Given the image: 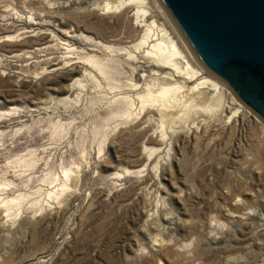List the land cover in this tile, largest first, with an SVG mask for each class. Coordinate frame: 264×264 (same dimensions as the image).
<instances>
[{"label":"rangeland","instance_id":"374dc122","mask_svg":"<svg viewBox=\"0 0 264 264\" xmlns=\"http://www.w3.org/2000/svg\"><path fill=\"white\" fill-rule=\"evenodd\" d=\"M152 2L0 0V264H264V122L130 48L194 55Z\"/></svg>","mask_w":264,"mask_h":264},{"label":"water","instance_id":"95a60500","mask_svg":"<svg viewBox=\"0 0 264 264\" xmlns=\"http://www.w3.org/2000/svg\"><path fill=\"white\" fill-rule=\"evenodd\" d=\"M198 61L264 122V0H159Z\"/></svg>","mask_w":264,"mask_h":264},{"label":"bare ground","instance_id":"6f19581e","mask_svg":"<svg viewBox=\"0 0 264 264\" xmlns=\"http://www.w3.org/2000/svg\"><path fill=\"white\" fill-rule=\"evenodd\" d=\"M152 1L155 2V0H125V2H127L128 4L138 3V10L136 13L137 14L143 13L144 15L147 14V10L143 7V4ZM122 4L125 3L122 1ZM155 6L157 8L156 11H159L166 17L167 24L166 25L162 24V26H158L156 20H154L151 24H148L149 25L148 28L142 34L140 39L134 42L130 46V48L141 49L148 45L147 46L149 47V49L147 50L148 54L153 55L158 61L168 63L172 65L176 69V71L182 72L183 74L186 73L192 78H198V79L200 78V81L197 83V85L192 87V90L211 86L215 90V93L212 95L210 101L208 100L209 103L203 106L205 107V110L210 109L214 113L216 110L218 111V109L222 107L221 114L223 115L225 109L228 110V108L232 106L230 104H234V105H239L238 110L236 109L234 114L238 113L240 108L243 107L242 103H240V101L234 96V94L231 92V90L228 87L224 86L214 77H212V75L209 72H207L206 69H204L195 61L194 55L189 51V48L187 50L180 49V47L178 46V41L175 40L174 38L175 37L174 35L178 36L174 27L172 26L171 22L165 15L164 11H162L161 7L158 6L157 4H155ZM156 26L158 27L157 29L154 28ZM177 57H182V58L184 57L185 60L184 59L183 60L187 63L185 70H182L181 66L178 64L176 59ZM169 90H170L169 87L163 88V94L167 93ZM144 99L150 101L155 100L153 98H149L148 96H146V98ZM231 108H233V106ZM233 116L234 115L232 116L230 115V117Z\"/></svg>","mask_w":264,"mask_h":264},{"label":"built area","instance_id":"2783aa9c","mask_svg":"<svg viewBox=\"0 0 264 264\" xmlns=\"http://www.w3.org/2000/svg\"><path fill=\"white\" fill-rule=\"evenodd\" d=\"M241 102V101H240ZM242 103V102H241ZM243 104V103H242Z\"/></svg>","mask_w":264,"mask_h":264}]
</instances>
